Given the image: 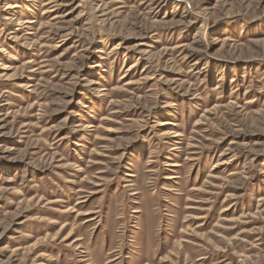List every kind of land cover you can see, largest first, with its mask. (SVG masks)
Masks as SVG:
<instances>
[{
    "label": "rangeland",
    "instance_id": "374dc122",
    "mask_svg": "<svg viewBox=\"0 0 264 264\" xmlns=\"http://www.w3.org/2000/svg\"><path fill=\"white\" fill-rule=\"evenodd\" d=\"M0 264H264V0H0Z\"/></svg>",
    "mask_w": 264,
    "mask_h": 264
},
{
    "label": "bare ground",
    "instance_id": "6f19581e",
    "mask_svg": "<svg viewBox=\"0 0 264 264\" xmlns=\"http://www.w3.org/2000/svg\"><path fill=\"white\" fill-rule=\"evenodd\" d=\"M132 67V66H131Z\"/></svg>",
    "mask_w": 264,
    "mask_h": 264
}]
</instances>
